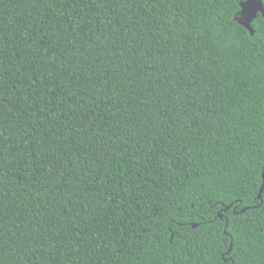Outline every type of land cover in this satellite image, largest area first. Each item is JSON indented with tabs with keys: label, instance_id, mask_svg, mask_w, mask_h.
<instances>
[{
	"label": "trees",
	"instance_id": "1",
	"mask_svg": "<svg viewBox=\"0 0 264 264\" xmlns=\"http://www.w3.org/2000/svg\"><path fill=\"white\" fill-rule=\"evenodd\" d=\"M244 1L0 0V264H264Z\"/></svg>",
	"mask_w": 264,
	"mask_h": 264
},
{
	"label": "water",
	"instance_id": "2",
	"mask_svg": "<svg viewBox=\"0 0 264 264\" xmlns=\"http://www.w3.org/2000/svg\"><path fill=\"white\" fill-rule=\"evenodd\" d=\"M258 13H262V15L264 16V4L262 0H246L242 2L241 10L235 14L234 19L243 26H245L251 32V34H253L254 29L252 27V21L256 18ZM242 14L245 15L247 19L242 20L240 18ZM263 178H264V170H263ZM263 187H264V183L261 188V191L263 190ZM260 196L261 194H259V197Z\"/></svg>",
	"mask_w": 264,
	"mask_h": 264
},
{
	"label": "snow or ice",
	"instance_id": "3",
	"mask_svg": "<svg viewBox=\"0 0 264 264\" xmlns=\"http://www.w3.org/2000/svg\"><path fill=\"white\" fill-rule=\"evenodd\" d=\"M242 20H245V19H247V17L245 16V15H241V17H240Z\"/></svg>",
	"mask_w": 264,
	"mask_h": 264
}]
</instances>
